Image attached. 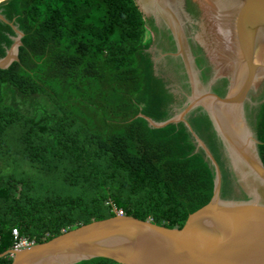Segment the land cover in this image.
I'll list each match as a JSON object with an SVG mask.
<instances>
[{"label": "trees", "instance_id": "obj_1", "mask_svg": "<svg viewBox=\"0 0 264 264\" xmlns=\"http://www.w3.org/2000/svg\"><path fill=\"white\" fill-rule=\"evenodd\" d=\"M0 13L24 35L19 61L0 69V264H12L1 255L14 229L41 244L116 216L113 207L182 228L211 201L214 168L185 124L156 129L140 116L166 121L177 98L155 72L135 0H6ZM10 24L0 21V58ZM189 123L231 198L235 175L210 119L192 113ZM255 135L264 165V101Z\"/></svg>", "mask_w": 264, "mask_h": 264}, {"label": "water", "instance_id": "obj_2", "mask_svg": "<svg viewBox=\"0 0 264 264\" xmlns=\"http://www.w3.org/2000/svg\"><path fill=\"white\" fill-rule=\"evenodd\" d=\"M135 1L148 22L155 72L177 98L172 117L166 121L140 116L156 129L185 124L214 168L211 201L191 214L182 228L170 229L152 220L116 215L63 232L45 243L9 250L1 257L9 256L12 264H78L95 258L119 264H264V165L255 135L264 101V0H194L200 3V9L192 8L184 18L180 17L177 0ZM150 12L168 16L172 33L159 22L150 32ZM0 21L10 24L1 13ZM10 25L16 36L0 58L1 70L19 61L24 35ZM172 34L177 47L173 55H165L158 42L163 35ZM186 35L199 58L197 63L191 62ZM208 57L218 72L215 75L209 70L204 79L203 61ZM199 75L205 80L200 85ZM218 78L228 82L223 96L212 90ZM200 112L210 119L235 175L232 180L236 191L231 198H222L220 166L189 123V116Z\"/></svg>", "mask_w": 264, "mask_h": 264}, {"label": "flooded vegetation", "instance_id": "obj_3", "mask_svg": "<svg viewBox=\"0 0 264 264\" xmlns=\"http://www.w3.org/2000/svg\"><path fill=\"white\" fill-rule=\"evenodd\" d=\"M198 3H199L198 1L196 2L194 0H177V5H178L179 10H180V17L184 18V17H186V15L189 16V14H190L189 11H192V8L198 7V9H200V5H199L200 3L199 4ZM191 4H193V5H191ZM150 15L153 17V22H152V26L150 28V32H153L155 30L154 26L156 25V23L159 22V23H162L163 25H165L166 28L170 31V33H172L171 28L169 27V23H168L169 22L168 20L170 19L168 16H166V15L153 16L152 12H150ZM200 20H201V18H199V21ZM185 25H186V23L184 21V30H185V34H186ZM198 29H199V31H201L202 30L201 26ZM172 36H173V34H172ZM186 40H187L186 41L187 42V50L189 52V56H190L192 64L199 62L198 61L199 58H197L193 53L194 51L192 49L191 42L188 39L187 35H186ZM158 45L161 46V50L164 52L165 55H167V54L171 55L172 52H174L176 50L175 46L177 47L175 37L174 36L168 37L167 35L165 36V38L163 35V37L161 39H159ZM207 46H208V44L206 42L205 43L206 51H207ZM177 50H178V48H177ZM207 59H205V61H203L204 62L203 64L206 65V67L202 71L204 79H206V75L209 73V70H213L215 75L218 72L217 69H215V67L211 64L210 58L208 57ZM201 78L202 77L200 75H199V78H197L199 85L201 82L205 81L203 78L202 79ZM212 87H213L212 90L215 93L223 96L228 90V82L225 78H218L216 81L213 82ZM190 116H189V119H190ZM243 197L247 198L246 196H243Z\"/></svg>", "mask_w": 264, "mask_h": 264}, {"label": "built area", "instance_id": "obj_4", "mask_svg": "<svg viewBox=\"0 0 264 264\" xmlns=\"http://www.w3.org/2000/svg\"><path fill=\"white\" fill-rule=\"evenodd\" d=\"M113 212L115 213V215L118 216L125 215L123 210L117 209L116 207H113ZM13 236L15 239V245L13 247V250H22L35 245V241L29 240L27 237H21L17 229L13 230Z\"/></svg>", "mask_w": 264, "mask_h": 264}]
</instances>
